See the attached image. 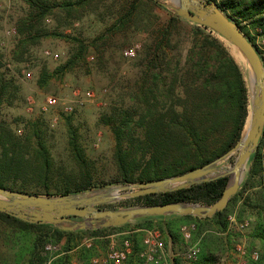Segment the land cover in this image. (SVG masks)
I'll list each match as a JSON object with an SVG mask.
<instances>
[{"label": "rangeland", "instance_id": "374dc122", "mask_svg": "<svg viewBox=\"0 0 264 264\" xmlns=\"http://www.w3.org/2000/svg\"><path fill=\"white\" fill-rule=\"evenodd\" d=\"M50 1L59 3L64 0ZM132 1L92 0L71 13L64 8L53 7L40 22L41 28H38L36 20L31 32L20 33L22 20L29 13L26 1L0 0V91L3 95L0 118L7 121L18 135L27 130L30 123L38 121L48 146L50 163L49 177L45 182L39 175L44 176L46 172L38 173L33 163L22 164L16 176L7 179L8 185L23 192L57 195L62 194L65 188L70 190L69 193L78 192L73 190L85 183H89L88 189L128 183L121 179L117 169L114 159L115 137L107 118L117 109L133 105L134 93L141 85L144 52L174 13L161 6L170 0H158L157 5H141L137 2V9L143 11L134 12L132 19L126 23L119 22L126 15ZM146 25L149 26L148 31L143 30ZM196 25L183 18L179 25L174 23L172 26L183 54L189 45V30ZM10 26H15V33L7 32ZM258 31L259 29L249 27L250 34L255 37L256 45L264 56V35ZM211 33L229 50L217 33ZM80 44L85 47L82 56L73 65L62 67L71 54L77 52ZM127 47L134 48L133 57L123 54ZM45 50H50L57 58L46 55ZM233 50L240 57L234 47ZM59 67L63 69L58 71ZM241 71L245 78L248 67L245 66V70ZM27 72L30 74L26 75ZM75 90H80L81 93L92 91L94 96L89 98L82 94L84 104L78 106L74 101ZM49 95L56 97L57 103L43 110L41 106ZM69 102L75 106L71 113L64 111L65 104ZM245 132L243 130V134ZM72 134L80 150L72 148ZM237 154L238 151H235L218 165L225 168L231 166ZM248 166L249 162L244 177ZM136 205L146 204L143 199L124 197L102 207ZM239 206L240 201L231 204L230 209L233 210L226 215L224 228H218L207 220L180 223L177 227L178 239H171L170 252L180 251L188 244L182 236L180 226L194 223L191 241H199L201 247L197 264H235L237 259L239 261L237 244L248 251L256 249L260 256V241L251 235L255 219L253 216H246L239 220L236 217ZM152 220L150 226L143 225V218H139L118 227L107 228L98 236L84 235L80 246L88 247L93 242L97 244L96 253L90 257L89 264H115L103 259L112 245L119 248L126 239L134 252L121 264H141L139 253L143 249L142 240L146 228H158L167 249L165 238L170 221L159 217ZM205 238H208V248L203 251L202 242ZM98 240L106 242L100 244ZM1 249L5 255L0 258V264H28L25 261L16 263L13 252L6 251L4 246ZM61 254L63 240L47 242L41 250V256H46L42 264L47 261L51 264V260ZM68 254L71 264H79L75 250ZM95 258H99V261L94 262ZM251 261L249 259L247 264Z\"/></svg>", "mask_w": 264, "mask_h": 264}, {"label": "trees", "instance_id": "16d2710c", "mask_svg": "<svg viewBox=\"0 0 264 264\" xmlns=\"http://www.w3.org/2000/svg\"><path fill=\"white\" fill-rule=\"evenodd\" d=\"M25 1L29 13L22 20L20 33L31 32L36 20L38 28H41L40 22L53 7H61L71 13L92 0H64L59 3L50 0ZM209 1L215 2L239 25L264 65V56L249 32L251 27L259 29L258 33L264 35V0ZM137 2L141 5L159 3L158 0H133L119 22L126 23L132 19L134 12L143 11L137 9ZM182 19L172 13L154 42L147 46L141 63V85L134 93L133 105L117 109L107 118L115 137L114 159L124 182H147L181 174L220 156L241 136L248 97L240 65L235 62L230 49L204 26L190 28L189 45L183 54L172 31L174 23L179 25ZM143 30L148 31L149 26L146 25ZM84 49V45L80 44L77 52L71 54L62 67L73 65ZM2 97L0 91V104ZM28 126L18 135L7 121L0 118V186L17 190L6 181L16 176L22 164L35 163L38 173L46 172L44 176L39 175L44 182L49 177L48 146L41 126L38 121ZM70 144L74 150H80L73 134ZM248 162L247 173L238 191L230 197L223 210L211 217L171 215L167 228L172 241H177V227L183 222L207 220L218 228H224L226 215L233 210L230 209L231 204L240 201L236 217L239 220L246 216L254 217L251 235L260 241L262 250L258 260L249 264H264V130ZM227 179V176H222L173 191L136 196L135 199H143L145 204L172 201L211 204L221 196ZM89 187V183H85L73 191ZM68 192V188L63 191ZM142 218V224L150 226L155 217ZM110 227L118 226L64 230L49 223L25 221L0 211V258L5 255L1 249L4 246L6 251L13 252L16 263L42 264L46 259V256H41L44 245L49 241L63 240V254L54 257L51 264H71L68 253L73 250L79 264H89L97 244L93 242L88 247L80 246V240L86 234L101 235ZM207 240L205 238L202 242L203 251L208 248ZM97 242L105 244L106 241Z\"/></svg>", "mask_w": 264, "mask_h": 264}, {"label": "water", "instance_id": "95a60500", "mask_svg": "<svg viewBox=\"0 0 264 264\" xmlns=\"http://www.w3.org/2000/svg\"><path fill=\"white\" fill-rule=\"evenodd\" d=\"M162 5L181 18L207 27L218 36L225 38L235 46L248 63L250 68L248 83L244 78L248 105L240 138L226 152L206 164L181 174L152 181L110 185L57 195L22 192L0 186L1 212L33 223H49L64 230H79L119 226L142 217L167 215L211 217L227 206L230 197L240 187L249 158L255 151L264 130V65L255 46L239 25L229 18L215 2L170 0L169 3H162ZM234 60L238 64L235 58ZM239 68L241 69L240 66ZM249 91L251 92L250 101ZM245 126L246 132L243 134ZM235 151H238V154L231 166L225 168L218 165ZM222 176H227V184L221 196L211 204L172 201L119 208L101 207L120 198L173 191ZM75 218L81 220H75Z\"/></svg>", "mask_w": 264, "mask_h": 264}, {"label": "built area", "instance_id": "2783aa9c", "mask_svg": "<svg viewBox=\"0 0 264 264\" xmlns=\"http://www.w3.org/2000/svg\"><path fill=\"white\" fill-rule=\"evenodd\" d=\"M8 33H15V26H10L7 30ZM46 55H50L54 58H57L56 54H53L50 50L44 51ZM123 54L127 57H133L135 55V50L132 47H127L124 49ZM30 72H27L26 75H29ZM82 94L86 95L89 98L94 96L92 91H86L81 93L80 90L74 91L75 103L78 106L83 105L84 101L81 99ZM57 103V98L49 95L46 97L45 102L41 108L43 110L48 109V107L53 106ZM72 102L65 104L64 111L71 113L74 109ZM244 224H242L243 226ZM195 228L194 223L183 224L180 226V231L183 238L188 241V244L182 248L180 251L169 253L165 247V244L162 240V232L158 228H146L144 229L143 235V249L140 251L139 256L142 259L141 264H197V259L201 250L199 241H191V232ZM50 247V246H48ZM47 247V248H48ZM237 256L239 261L235 264H247L248 260H257L259 253L256 249L247 250L241 245L236 246ZM132 253V247L129 240H124L121 247H116L112 245L104 261H111L115 264H121L126 261L127 257ZM177 260V262H175ZM99 258H95L94 262H98ZM43 264H50L49 261Z\"/></svg>", "mask_w": 264, "mask_h": 264}, {"label": "bare ground", "instance_id": "6f19581e", "mask_svg": "<svg viewBox=\"0 0 264 264\" xmlns=\"http://www.w3.org/2000/svg\"><path fill=\"white\" fill-rule=\"evenodd\" d=\"M220 36V35H219ZM220 38L226 42L227 46L229 47L231 53L233 54L234 58L236 59V61L238 62V64L240 65V67L245 70V66L248 67V73L246 72V76L245 79L248 83V78L250 75V68L248 63L245 61V59L241 56V54L239 53V51L235 48V46L233 44H231L230 42H228L225 38H223L222 36H220ZM233 47L238 51L240 57H238L237 55H235V51L233 50ZM249 74V75H248ZM249 86V85H248ZM251 100V92L249 91V101ZM250 107V106H249ZM246 127V126H245ZM244 127V131L246 130V128Z\"/></svg>", "mask_w": 264, "mask_h": 264}, {"label": "crops", "instance_id": "0c3cea01", "mask_svg": "<svg viewBox=\"0 0 264 264\" xmlns=\"http://www.w3.org/2000/svg\"><path fill=\"white\" fill-rule=\"evenodd\" d=\"M159 217H162V218H160V219H164V221H165V220H166V221H170V220H171V215H167V216H159ZM165 239H166L165 241H166L167 249L169 250V253H171V252H170V249H169V247L171 246V238H170V236L167 234Z\"/></svg>", "mask_w": 264, "mask_h": 264}]
</instances>
